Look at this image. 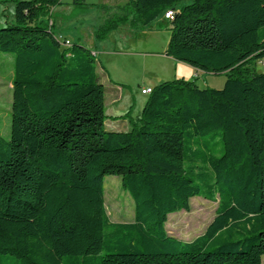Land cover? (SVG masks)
Listing matches in <instances>:
<instances>
[{"label":"trees","instance_id":"1","mask_svg":"<svg viewBox=\"0 0 264 264\" xmlns=\"http://www.w3.org/2000/svg\"><path fill=\"white\" fill-rule=\"evenodd\" d=\"M6 1L13 20L0 27V52L13 54V72L9 139L0 133V264H264V0L178 9L182 0H127L107 13L95 39L161 17L165 55L225 77L220 88L196 77L159 82L127 130L105 125L91 50L52 31L50 9L62 1ZM106 175L120 177L132 220L109 219ZM194 196L216 208L183 241L165 222Z\"/></svg>","mask_w":264,"mask_h":264},{"label":"rangeland","instance_id":"2","mask_svg":"<svg viewBox=\"0 0 264 264\" xmlns=\"http://www.w3.org/2000/svg\"><path fill=\"white\" fill-rule=\"evenodd\" d=\"M84 5H74L72 0H62L61 4L54 5L50 9L49 22L53 23L52 31L62 39L80 43L89 47L90 43H96L93 31L97 25L105 19L107 13L116 11V7L123 5L127 0H84ZM191 3V0H182L176 5L180 8L182 5ZM105 4L109 9L103 10L98 5ZM13 20V5L10 1L0 0V27ZM9 21V22H8ZM119 27L123 28V25ZM128 28H123L124 30ZM169 24L166 20L157 18L150 25L140 27L136 31V37L133 42L138 49L163 53L169 37ZM122 29V30H123ZM116 33L118 37H127L125 31ZM150 32V37L145 34ZM120 55V56H119ZM118 58L125 60L119 53ZM107 56L103 54L100 58L94 56L97 64V72L101 61L105 62ZM125 58V59H124ZM127 60V59H126ZM147 63L139 58L138 64H135L137 72ZM128 65L130 61H127ZM258 71H264V62L256 65ZM12 72H13V54L0 52V133L6 140L10 136V105L12 99ZM202 79L209 87L220 88L223 85L225 77L205 73ZM100 80V79H99ZM201 81V79H200ZM201 85V82H199ZM141 90V88H140ZM147 97V95H146ZM125 99L122 100L124 102ZM104 201L107 215L111 221H130L133 218V200L129 193L121 186V179L116 175H106L103 179ZM216 202L206 200L200 196L191 197L189 200V209L169 213L165 222V229L168 234L189 241L195 236L203 233L207 224L214 216Z\"/></svg>","mask_w":264,"mask_h":264},{"label":"crops","instance_id":"3","mask_svg":"<svg viewBox=\"0 0 264 264\" xmlns=\"http://www.w3.org/2000/svg\"><path fill=\"white\" fill-rule=\"evenodd\" d=\"M117 8L118 6L116 10ZM120 25H123V28L126 25L128 28L124 30L119 27ZM120 25L102 40H97L94 37L96 43H90L89 47H87L94 56L99 58L103 54L110 56L105 62L101 61L98 70L100 82L105 89L104 111L107 116L105 119L106 127L115 130H127L130 128L129 120L137 119L146 99L147 94L141 93L140 88H152L163 80L180 77L185 79L196 77L199 85V82H201L200 86H208L207 81L205 82V79H202L205 75L204 72L174 60L164 53L153 51V49L147 51L138 49L133 39H135L136 31H139L140 27L133 26L129 22ZM122 29L128 35L125 38L116 36V33L123 31ZM145 36L150 37V32L145 34ZM119 53L122 54V57H126L127 60L125 58V60L119 59ZM139 58H142L147 63L142 65L137 72L135 64H138ZM127 61H130L131 65H128ZM123 99H125L124 102H122ZM128 111L130 112L128 117L118 118V116L124 115Z\"/></svg>","mask_w":264,"mask_h":264},{"label":"built area","instance_id":"4","mask_svg":"<svg viewBox=\"0 0 264 264\" xmlns=\"http://www.w3.org/2000/svg\"><path fill=\"white\" fill-rule=\"evenodd\" d=\"M171 16H172V11L171 10H167L166 12H164V17L165 18H171ZM65 43H68V40H66ZM140 91L143 94H148L151 91V88L150 87L141 88Z\"/></svg>","mask_w":264,"mask_h":264}]
</instances>
